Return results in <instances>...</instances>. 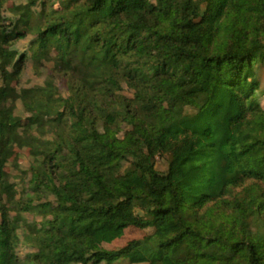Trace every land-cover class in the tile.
<instances>
[{
	"label": "trees",
	"instance_id": "trees-1",
	"mask_svg": "<svg viewBox=\"0 0 264 264\" xmlns=\"http://www.w3.org/2000/svg\"><path fill=\"white\" fill-rule=\"evenodd\" d=\"M262 64L264 0H0V264H264Z\"/></svg>",
	"mask_w": 264,
	"mask_h": 264
},
{
	"label": "rangeland",
	"instance_id": "rangeland-1",
	"mask_svg": "<svg viewBox=\"0 0 264 264\" xmlns=\"http://www.w3.org/2000/svg\"><path fill=\"white\" fill-rule=\"evenodd\" d=\"M137 2H139L140 0H136ZM11 11H13L14 13H16L15 10L11 9ZM35 35L34 32L30 33L28 36H26L25 38H22L18 41V46H19V49L20 51L26 49V45H27V42L28 40H30L33 36ZM51 51H57L60 56L62 57L64 54L67 53V43L66 41H61V42H58L56 43L54 46H52L51 48ZM30 64H32V60L29 61ZM256 72L258 74V78L260 80L261 83H264V64L260 65L259 68L257 67L256 68ZM21 84L23 85L24 84V87L25 88H28L30 90H34V79L33 77L29 76L28 74H24L22 75V78H21ZM53 87L52 89L50 88H45L43 91H42V94L43 95H52L54 93V90H58L63 96H67L66 94H64V87L63 85L61 84V82L55 78L53 79ZM35 94H39V91H35ZM8 107H9V110H10V113H11V116L13 118H16V117H27L28 116V112H23V111H19L15 108L14 104L12 103H8ZM46 138V135L42 137V141H44ZM15 148V147H13ZM31 158V156L29 157ZM154 165L159 168V169H163L166 167V162H165V159L162 158V157H156L154 159ZM15 183V181H11V180H7V184L12 186L13 184ZM24 250H25V246H24V243L21 242V241H18L17 240V246H16V252L18 254L19 257H22L23 254H24Z\"/></svg>",
	"mask_w": 264,
	"mask_h": 264
}]
</instances>
